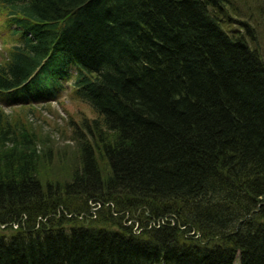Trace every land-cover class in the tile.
Masks as SVG:
<instances>
[{
    "label": "trees",
    "instance_id": "16d2710c",
    "mask_svg": "<svg viewBox=\"0 0 264 264\" xmlns=\"http://www.w3.org/2000/svg\"><path fill=\"white\" fill-rule=\"evenodd\" d=\"M228 3L0 0V101L94 116L52 155L0 113V264H264L262 30Z\"/></svg>",
    "mask_w": 264,
    "mask_h": 264
},
{
    "label": "rangeland",
    "instance_id": "374dc122",
    "mask_svg": "<svg viewBox=\"0 0 264 264\" xmlns=\"http://www.w3.org/2000/svg\"><path fill=\"white\" fill-rule=\"evenodd\" d=\"M228 1L224 14L223 16L221 15L222 21L227 24L226 28H231L233 33L238 34L243 33L242 23L248 24L253 28H261L260 44L264 45V19L260 20L261 16H264V4H261L258 0ZM259 13L260 16L256 20ZM262 36L263 40L261 42ZM11 44L12 41L9 42L5 34L0 32V63L5 61L9 49L12 47ZM262 56H264V52ZM0 113L4 115V118L7 119L11 126H14L12 129L16 132L26 131L31 132L36 137L46 138L52 144V155H57L64 148L72 147L73 143L69 138L70 127L68 126L71 121H74V124L77 125L80 120L94 117L84 105L69 97L67 88L61 90L57 102L43 106L36 105L33 108H12V106L8 107L0 101ZM38 149H41L40 144ZM61 158H63L62 153ZM52 161L56 162L55 156H53ZM49 169L55 171V167ZM67 173L68 171L62 172V178H67ZM233 264H237V261L235 260Z\"/></svg>",
    "mask_w": 264,
    "mask_h": 264
}]
</instances>
